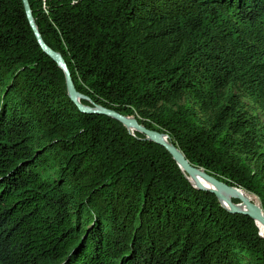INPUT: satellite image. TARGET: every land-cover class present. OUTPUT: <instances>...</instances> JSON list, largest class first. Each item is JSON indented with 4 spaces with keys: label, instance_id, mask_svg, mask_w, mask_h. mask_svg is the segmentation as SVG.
Instances as JSON below:
<instances>
[{
    "label": "trees",
    "instance_id": "16d2710c",
    "mask_svg": "<svg viewBox=\"0 0 264 264\" xmlns=\"http://www.w3.org/2000/svg\"><path fill=\"white\" fill-rule=\"evenodd\" d=\"M28 1L83 103L264 210V0ZM134 135L78 109L23 1L0 0V264H264L253 219Z\"/></svg>",
    "mask_w": 264,
    "mask_h": 264
},
{
    "label": "water",
    "instance_id": "95a60500",
    "mask_svg": "<svg viewBox=\"0 0 264 264\" xmlns=\"http://www.w3.org/2000/svg\"><path fill=\"white\" fill-rule=\"evenodd\" d=\"M22 1L25 7V11H26L29 24L37 39L40 49L42 50L43 54L47 56L54 64H56L58 68H60L62 72L64 73L65 85L67 88L68 95L70 99L72 100V102L76 104V106L82 113L108 116L110 118L117 120L121 124H123L128 130L130 127H133L135 131L133 132L129 131L132 135H134V132H138L145 137L144 139L145 141H150V142L155 143L156 145L162 146L172 156L173 160L177 163V165L180 167L181 170L186 171L188 174H193V175L195 174L197 176L202 177V179L207 181L215 189L205 188L199 185H194L184 174L185 177L191 182V184L195 188L199 190L210 191L213 194H215L217 198L219 199L222 207H224L230 213L244 214L250 217L251 219H253L255 222L256 220H259L264 224V210L262 209V207L260 208V211L262 212L260 214L254 208H250L249 210H244V209L242 210L238 208L236 205L232 204L230 200H226L224 198L223 191H226V189L227 190L237 189L239 191L241 189L237 187H233V186H228L227 184L218 181L217 179H215L214 177L206 173L204 170L190 165V163L185 158V156L182 154V152L171 143L167 135H165L164 133L158 130L150 129L147 126H144V124H142L135 117L124 116V115L118 114L117 112L113 110L105 109L101 106L93 105L91 103L89 105L83 103V100H87V99L84 98L79 93H77L76 87L74 85V82H73V79H72V76H71V73L69 71L66 61L63 59L62 55L59 52H56L44 42V40L42 39L39 33L38 26L36 25V22L34 20L29 1L28 0H22ZM217 191L220 192V197H218ZM260 206H261V203H260ZM262 237L264 238V236Z\"/></svg>",
    "mask_w": 264,
    "mask_h": 264
},
{
    "label": "bare ground",
    "instance_id": "6f19581e",
    "mask_svg": "<svg viewBox=\"0 0 264 264\" xmlns=\"http://www.w3.org/2000/svg\"><path fill=\"white\" fill-rule=\"evenodd\" d=\"M84 102V100H83ZM129 131L133 132L135 131L133 127L129 128ZM135 133V132H134ZM182 172L187 176V178L194 184V185H199V186H203L205 188H211V189H215L213 188L207 181H205L204 179H202V177L197 176V175H193V174H188L186 171L182 170ZM224 194V198L226 200H230V202L234 205H236L238 208L240 209H244V210H249L250 208H254L258 213H262L260 211V202L259 200L255 197V195H252L244 190H237V189H233V190H227L223 191ZM217 195L218 197H220V192L217 191ZM234 200H238L240 202L239 203H233ZM256 224L260 230V234L261 236H264V224L259 221L256 220Z\"/></svg>",
    "mask_w": 264,
    "mask_h": 264
},
{
    "label": "rangeland",
    "instance_id": "374dc122",
    "mask_svg": "<svg viewBox=\"0 0 264 264\" xmlns=\"http://www.w3.org/2000/svg\"><path fill=\"white\" fill-rule=\"evenodd\" d=\"M243 102L245 103V107L247 108V110H250L251 114L257 115L262 120L261 116H259L260 115V111L258 109H256V108L254 109V105H253V103L250 100L244 98L243 99ZM89 104L90 103H88V105ZM147 152L149 154L153 155L154 157L158 158V159H163L164 158V152H163V150L161 148L156 147V146H150V147H148ZM236 201H238V200H236ZM259 202H260V200H259Z\"/></svg>",
    "mask_w": 264,
    "mask_h": 264
}]
</instances>
